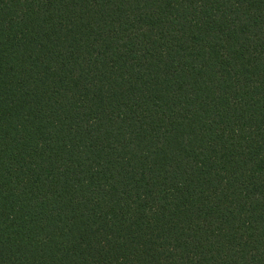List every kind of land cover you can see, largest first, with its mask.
Segmentation results:
<instances>
[{"label":"trees","instance_id":"1","mask_svg":"<svg viewBox=\"0 0 264 264\" xmlns=\"http://www.w3.org/2000/svg\"><path fill=\"white\" fill-rule=\"evenodd\" d=\"M0 264H264V0H0Z\"/></svg>","mask_w":264,"mask_h":264}]
</instances>
